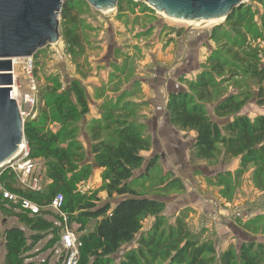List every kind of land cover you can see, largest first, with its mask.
<instances>
[{"label": "trees", "instance_id": "16d2710c", "mask_svg": "<svg viewBox=\"0 0 264 264\" xmlns=\"http://www.w3.org/2000/svg\"><path fill=\"white\" fill-rule=\"evenodd\" d=\"M76 2L65 0L60 10L65 25L63 41L75 63L85 52L78 18L77 5L80 2ZM249 14L250 10L243 4L234 9L224 21L236 32V44ZM222 30L220 26L214 27L211 37L225 36ZM40 52L38 50L33 55L34 75L37 74ZM219 57L209 58V69H203L194 80H189L188 91L179 90L169 94L166 109L170 123L180 130L195 133L190 151L192 162L226 164L238 158L239 166L234 177L239 178L252 165L253 183L264 188V115L250 119L240 114L247 99H237L234 94L226 95L213 108L215 118L232 117L231 120L218 124L204 110V104L211 96L215 75L222 73L226 63L225 59ZM251 77L255 81L257 102L264 105V74L254 72ZM70 89L80 108L79 113L61 109L64 98L60 104L50 99L53 96L51 91H40L36 117L24 121V138L29 157L32 160H43L41 190L31 191L21 187L10 172L1 175L0 181L7 189L36 202L42 208L39 214L33 216L10 210V214L23 228L8 227L1 234L5 249L2 264H38L32 261L33 255H29V252L46 236H50L47 248L56 245L58 229L49 218L54 215L43 208L58 193L64 198L62 211L68 216L70 227L81 241L77 264H113L111 256L123 244L134 240L142 228L141 221L145 216L154 217L151 229L139 235L137 247L126 251L119 264H154L162 257H168L173 264H264L263 243L242 242L238 249L229 247L217 255L211 241L192 237L184 216H178L173 224H168L162 215L164 203L156 197L149 198L138 193L133 180L134 171L144 165L141 153L150 149L151 141L142 131L140 114L132 118L133 107L142 109V104L135 101L126 100L120 107L104 108L100 110V119L86 125L90 133V151L95 165L101 169L100 177L106 195L109 199L118 196L119 200L112 207L109 202L97 205L96 196L79 194L76 186L90 176L91 168L83 163L85 151L74 135L77 125L68 124L76 119L82 120L88 112V106L86 91L80 80H71ZM50 108L59 111L56 115L50 114ZM57 116L61 121L60 129L56 132L46 130L48 123ZM156 162L157 157L149 159L137 179L150 180ZM214 179L217 186L228 188L231 185V174L228 171L218 173ZM162 190L180 192L184 190V185L181 179L172 177L164 180ZM73 225L77 227L74 229ZM243 227L253 235L264 236V217L249 220ZM25 230L29 233L26 234ZM39 264L48 263L43 261Z\"/></svg>", "mask_w": 264, "mask_h": 264}, {"label": "rangeland", "instance_id": "374dc122", "mask_svg": "<svg viewBox=\"0 0 264 264\" xmlns=\"http://www.w3.org/2000/svg\"><path fill=\"white\" fill-rule=\"evenodd\" d=\"M74 1H77L76 3L80 2L77 8L81 32L84 38V54L77 59V63L70 58L62 35L65 25L59 13L60 39L57 43L46 45L40 49L37 74L34 76L38 99L40 98V91H51L53 96L50 99H55L61 104L64 98L61 109L64 111L69 110L72 113H79L80 108L76 104L70 89V81L78 79L85 88L88 112L83 116L82 120L71 121L68 126L77 125L74 135L81 142L85 151L83 163L88 164L91 168L90 176L84 181L85 183L79 182L77 184L76 191L79 194L96 196L98 199L97 205L109 202L112 207L119 200V197L115 195L111 199L107 197L100 173L92 169L95 163L93 157H91L90 133L87 132L86 125L93 120L100 119V110H104V108L120 107L121 103H125L124 101L126 100L134 101L136 98H141L143 92L140 82L143 77H156L159 74L170 71L172 75L177 77V81L181 83L180 90L188 91L189 80H194L196 75L203 69H209L207 61L211 56L220 55L219 58L221 60L225 59L226 63L221 74H214L215 83L211 88L210 98L204 104L205 112L214 118L218 124L231 120L232 117L215 118L213 108L226 95L234 94L237 99L242 97L247 99L246 104L239 112L240 114L246 115L250 119H254L257 115H264V105H259L257 102L255 81L251 77L254 72L264 74L263 0H245L244 5L248 7L250 14L242 29L241 38L237 39V44L236 32L230 29L224 22L225 20L207 25L188 26L186 23L175 19L172 20V18L163 13L155 11L142 1L119 0L116 8L108 12L94 9L84 0H82L83 2L81 0ZM218 25L226 35H217L212 38V29L219 27ZM192 45L195 48L193 57L190 60L188 54L192 49ZM185 47H187V52L184 54L181 51H184ZM180 48L182 50L178 51ZM91 78H95L93 82L96 84L87 82L91 81ZM14 81L17 86L18 99L20 100V97L26 93L29 87L27 76L22 70L21 59L17 60L14 66ZM48 86L50 87L48 88ZM87 86L90 87L88 88ZM129 94L132 97H128ZM123 96L125 97L123 98ZM96 101H99V103L96 104ZM94 106L98 110L99 117L97 118L90 116V110H93ZM58 111L52 108L48 110L50 114L55 115ZM141 111L142 109L133 107L132 118L139 116V114L141 116ZM60 116L62 115L60 114ZM140 119L139 123L143 127L142 131L145 136L150 138L146 125ZM60 127V117L57 116L55 120L48 123L46 130L56 132ZM102 137H104V133ZM190 151L191 148L188 153L189 162L192 165L200 163V161L192 162L190 160ZM235 161L237 166L233 170L227 169L230 162L226 164L216 163L213 165L218 166L217 172L204 176L197 171L192 176L194 179L196 176L199 178V182H196V190L199 192L200 201L199 205L195 207L196 210L187 205L178 208L176 203L181 198L180 196L174 197L175 195L188 194L192 191L189 180L163 170L160 164H156L150 174V180L137 179L144 171L146 163L134 171L133 180L139 194H144L149 198L156 197L164 203L165 208L162 215L168 224H173L178 216H184L187 227L194 238L209 240L214 245L212 239L214 237L210 233L211 231L206 234L211 235L212 238L204 236L205 230H210L214 225L206 229L199 227L197 230L196 226L192 225L195 215L201 217V224H205V221L209 222L208 216L210 214L214 215L213 213L217 214V220L211 222L213 224L227 218L234 221L236 229L245 232L246 238L244 239L236 234L227 247L221 248L224 245L223 243L217 248L214 245L216 254L219 255L229 247L235 250L238 249L242 242L254 241L264 244V236L260 234L253 235L243 227L249 220L264 217V188H259L253 183L251 179L252 165L242 176L239 178L234 177V173L239 166V159L235 158ZM34 166V173L42 174L43 160L41 158L35 160ZM227 171L231 174V185L228 188L217 186L214 179L215 175ZM172 177L181 179L184 185L183 191L163 192L164 180ZM186 182H188L187 187ZM142 183L143 186L141 185ZM208 201L210 204H208ZM205 205L213 210L206 212L204 210ZM153 218V216H145L142 219V228L134 240L123 244L119 251L111 256L113 264H119L126 251L137 247V238L140 234L147 233L151 229ZM5 219L6 217L0 216V264H2L5 255L4 238L1 234L5 227L17 224L14 218ZM208 226L212 225L208 224ZM76 227L74 226V229ZM25 232L26 234L29 233L27 230ZM49 238L50 236L43 238L29 252V255H33L32 261L38 264L43 261L48 264H61L58 248L56 246L47 248V240ZM154 264L173 263L170 262L168 257H162Z\"/></svg>", "mask_w": 264, "mask_h": 264}, {"label": "water", "instance_id": "95a60500", "mask_svg": "<svg viewBox=\"0 0 264 264\" xmlns=\"http://www.w3.org/2000/svg\"><path fill=\"white\" fill-rule=\"evenodd\" d=\"M65 0H0V165L22 154L24 123L11 97L12 60L33 56L60 39L59 13ZM98 11L116 8L118 0H84ZM182 21L227 16L245 0H134ZM264 1V0H263Z\"/></svg>", "mask_w": 264, "mask_h": 264}, {"label": "crops", "instance_id": "0c3cea01", "mask_svg": "<svg viewBox=\"0 0 264 264\" xmlns=\"http://www.w3.org/2000/svg\"><path fill=\"white\" fill-rule=\"evenodd\" d=\"M188 47V46H187ZM187 47H185L184 51H181L184 54L187 52ZM191 51L188 54V58L190 60L194 54L195 46H191ZM159 54V53H158ZM156 58V57H155ZM161 59V57H159ZM190 72V71H189ZM95 78H91V81H87L90 84H96L94 81ZM86 82V83H87ZM142 86V97L136 98L134 101L137 103L142 104V111H141V122L147 127V133L150 135L151 138V147L148 151L142 152V156L145 159V163L148 162L149 159L153 157H157L158 163L165 171H169L173 173L175 176H179L181 178H185L189 180V185L191 186L192 191L188 194L184 193L181 195H175L174 197L180 196V201L176 203L178 204V208L182 206H191L196 210V205H199V192L196 190L197 184L199 182L198 176L195 179L192 177L197 171L202 173L204 176H207L211 173L218 171L217 165H208L204 162L192 165L189 162V150L194 144L195 141V133L194 132H186V131H179L176 127H174L169 120L168 112L166 109L168 96L171 92L179 91L181 88V83L177 81V77L172 75L170 71L168 73H162L159 76H149L144 78L140 82ZM88 88L90 86H87ZM99 101H96L98 104ZM90 116H94V118L99 117L98 110L94 106L93 110H90ZM188 134V136H187ZM85 138V136H83ZM87 145V144H86ZM92 157V156H91ZM146 165V164H145ZM237 166V162L233 159L229 164V170L235 169ZM93 171L101 172V169L97 168L95 164H93ZM186 180V181H187ZM85 183V182H84ZM186 187L188 186V182L185 183ZM194 188V189H193ZM188 190V188H187ZM196 199V200H193ZM214 199V198H212ZM208 204L209 201H208ZM207 204V205H208ZM215 205V204H214ZM216 206V205H215ZM204 210L206 212L212 211L209 206H204ZM200 211V209H198ZM201 212V211H200ZM199 212V213H200ZM10 210L4 208L0 205V216L6 217L5 220L8 218H14L13 215L10 214ZM204 214V213H203ZM48 217V216H47ZM49 218H51L49 216ZM17 221V219H16ZM201 217L199 215H195V219L193 221V226L197 228H211L210 230H205L204 236L211 237V235L206 234L208 232L212 233L214 238V245L220 247L223 243L224 245L221 248L227 247L229 243L233 241L234 235H239L240 237L246 238V233L236 229V225L234 221L230 220L229 218L223 219L219 223H209L205 221V224H201ZM200 223V224H199ZM208 224L212 226H208ZM204 225V227H203ZM15 226H21L18 221ZM13 227V226H11ZM8 228V227H5ZM4 228V229H5ZM220 248V249H221Z\"/></svg>", "mask_w": 264, "mask_h": 264}, {"label": "built area", "instance_id": "2783aa9c", "mask_svg": "<svg viewBox=\"0 0 264 264\" xmlns=\"http://www.w3.org/2000/svg\"><path fill=\"white\" fill-rule=\"evenodd\" d=\"M12 60V76L13 84L11 87V97L16 100L18 110L22 122L26 119H34L37 115L38 104V92L36 88V80L34 76V62L33 56L21 58L22 70L27 76L28 90L24 93L20 100L18 99L17 86L14 81V66L16 61ZM15 86V91L13 90ZM22 154L8 162L0 165V178L4 172H10L14 175L18 184L31 191H39L42 188L43 177L42 174L34 173L35 160L30 159L29 150L25 138L22 142ZM81 183H84L82 181ZM83 192V191H81ZM63 195L61 193L56 194L50 203L44 207L48 211L53 213L51 217L53 226L58 229V241L56 247L60 251L59 259L61 264H77L79 259V249L81 247V241L76 233L70 227L68 223V216L62 211ZM0 203L2 207L12 210L13 212H23L29 216L37 215L41 211V207L34 201L21 196L18 193H14L7 189L0 181ZM208 216L209 222L217 220V214L213 213Z\"/></svg>", "mask_w": 264, "mask_h": 264}, {"label": "bare ground", "instance_id": "6f19581e", "mask_svg": "<svg viewBox=\"0 0 264 264\" xmlns=\"http://www.w3.org/2000/svg\"><path fill=\"white\" fill-rule=\"evenodd\" d=\"M111 11V10H109ZM103 12H108V11H103ZM162 13V12H161ZM164 14V13H163ZM170 18V17H169ZM175 18H172V20H174ZM175 20H178V19H175ZM223 20L222 18L220 19H213V20H208V21H182V20H178L179 22H183V23H186L188 26H192V25H196V26H199V25H207L209 23H218L219 21ZM13 90L15 91V86H13ZM19 148H22V144L20 145Z\"/></svg>", "mask_w": 264, "mask_h": 264}]
</instances>
